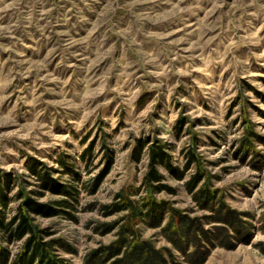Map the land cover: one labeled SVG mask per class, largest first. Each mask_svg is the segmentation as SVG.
Instances as JSON below:
<instances>
[{
    "label": "rangeland",
    "instance_id": "1",
    "mask_svg": "<svg viewBox=\"0 0 264 264\" xmlns=\"http://www.w3.org/2000/svg\"><path fill=\"white\" fill-rule=\"evenodd\" d=\"M180 117L179 136L173 125ZM246 130L254 136L241 149L235 141ZM144 137L160 140L178 166L196 137L199 164L234 212L237 225L226 227L222 246L215 228L225 224L208 222L211 212L157 167L175 192L156 200L198 219L207 236L200 264H264V0H0V176L12 179L9 195L60 198L28 165L65 182L74 180L66 163L75 179L88 181L104 168L101 148L114 154L95 193L80 191L76 220L31 214L65 244L56 253L66 264H82L115 238L102 225L121 213L103 216L100 205L140 185L147 156L133 162L129 154ZM89 145L86 172L80 153ZM140 228L165 249L167 264H189L187 243L178 249L161 229ZM20 244H8L11 255Z\"/></svg>",
    "mask_w": 264,
    "mask_h": 264
},
{
    "label": "trees",
    "instance_id": "2",
    "mask_svg": "<svg viewBox=\"0 0 264 264\" xmlns=\"http://www.w3.org/2000/svg\"><path fill=\"white\" fill-rule=\"evenodd\" d=\"M185 123L181 117L177 118L173 125L176 135H181ZM250 136L254 135L248 130L246 135L235 142L241 144L243 149L248 144ZM197 142V138L192 137L191 142L182 148L183 159L178 166L173 164L167 146L162 145L160 140L152 141L149 137L135 139L129 158L133 162H140L141 157L146 155V171L140 180V185L123 187L114 194L111 202L100 205V214L103 216L121 213L114 220L102 225L104 232L115 229V238L108 244L85 254L82 264H167L165 249L155 246L152 240L143 238L140 225L161 229L165 238L178 249H181L180 244L187 243L182 251L185 261L189 264H200L204 261V255L200 257L199 247L200 242L207 239V236L198 219L194 221L187 219L180 212L178 214L176 210L163 202H158L155 198V194L162 191L175 192L174 188L162 183L164 175L158 170V166H162L173 178L182 181L181 186L200 209L211 212L206 217L208 222L222 221L225 224L215 228L217 231L215 235L218 243L226 246L229 235L226 227L237 225V220L234 212L223 203L219 191L212 189L213 176L199 164ZM91 148L92 146L89 145L80 153L83 161L82 169L86 172L92 166ZM101 150L106 152L102 156L104 168L88 181L75 179L73 167L66 163L65 170L74 177V180L72 178L65 182L53 179L44 169L37 170L35 164L28 165L31 172L41 176L43 185L47 189L60 196L45 203H36L22 192L15 196L9 195L13 189L12 179L9 173L0 176V264H66L56 253L59 247L66 250L65 244L52 237L49 227H39L34 224L31 214L45 217L62 216L76 220L74 213L79 210L80 191L95 193L105 173L113 164V152L106 146ZM192 165L196 166L188 174ZM141 189L145 194L136 197ZM12 199L15 201L22 199V201L15 206L14 212L9 214L5 210ZM88 208L89 205L86 208L80 207V209ZM180 240L182 243L178 245ZM19 241L21 244L17 252L11 255L8 244Z\"/></svg>",
    "mask_w": 264,
    "mask_h": 264
}]
</instances>
